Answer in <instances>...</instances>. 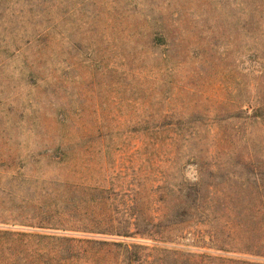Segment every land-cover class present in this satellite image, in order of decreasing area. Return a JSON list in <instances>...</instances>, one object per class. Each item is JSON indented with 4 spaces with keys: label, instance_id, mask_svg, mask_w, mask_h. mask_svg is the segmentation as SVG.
Returning a JSON list of instances; mask_svg holds the SVG:
<instances>
[{
    "label": "rangeland",
    "instance_id": "obj_1",
    "mask_svg": "<svg viewBox=\"0 0 264 264\" xmlns=\"http://www.w3.org/2000/svg\"><path fill=\"white\" fill-rule=\"evenodd\" d=\"M61 236L264 264V0H0V264Z\"/></svg>",
    "mask_w": 264,
    "mask_h": 264
},
{
    "label": "trees",
    "instance_id": "obj_2",
    "mask_svg": "<svg viewBox=\"0 0 264 264\" xmlns=\"http://www.w3.org/2000/svg\"><path fill=\"white\" fill-rule=\"evenodd\" d=\"M134 222H128L129 225H123L118 229H91L86 232H99L104 234H114L118 236L128 237L134 235H148L154 240H163V235H159L156 230L160 217L158 215H149L148 217H132ZM159 219L158 222H153ZM145 223V228L141 225ZM134 226L135 230L131 231L129 226ZM160 236V239L159 237ZM57 240L45 253V259L41 261L45 263L50 261L51 264H148L146 256L142 254L146 245L136 242H108L102 240L76 239L72 237H55ZM3 246V244H1ZM0 246V247H1ZM113 248V258H108ZM4 260V259H3ZM6 264H18L15 259L9 260ZM31 264V263H29Z\"/></svg>",
    "mask_w": 264,
    "mask_h": 264
}]
</instances>
